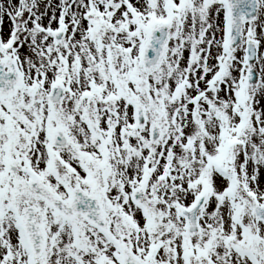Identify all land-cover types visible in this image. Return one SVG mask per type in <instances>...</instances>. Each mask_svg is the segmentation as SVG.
<instances>
[{
	"label": "snow or ice",
	"instance_id": "1",
	"mask_svg": "<svg viewBox=\"0 0 264 264\" xmlns=\"http://www.w3.org/2000/svg\"><path fill=\"white\" fill-rule=\"evenodd\" d=\"M0 264H264V0H0Z\"/></svg>",
	"mask_w": 264,
	"mask_h": 264
}]
</instances>
